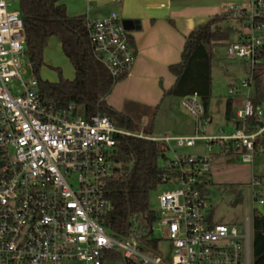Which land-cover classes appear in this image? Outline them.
<instances>
[{
	"label": "built area",
	"instance_id": "obj_1",
	"mask_svg": "<svg viewBox=\"0 0 264 264\" xmlns=\"http://www.w3.org/2000/svg\"><path fill=\"white\" fill-rule=\"evenodd\" d=\"M12 1L0 0V264H104L114 250L136 264H253V220L246 218L244 229L214 222L201 178L211 172L213 143L220 150L238 148L242 161L253 163L264 136V107L256 108L248 91L237 111L241 126L219 137L199 134L210 119L197 93L182 98L196 123L191 136L144 135L118 127L101 113L85 117L74 104L59 107L40 93L26 55L21 11ZM246 12L250 31L229 42L227 52L249 62L251 77L244 86H250L264 52V32L259 35L262 27L255 24L264 14V0H252ZM87 33L95 56L114 78L129 72L137 52L115 11L87 19ZM119 135L165 143L160 165L168 172L160 184L169 188L158 195L152 233L159 242L170 241V262L159 248L113 236L106 224L113 205L104 181L114 171L110 154ZM198 140L206 142L211 155L184 150ZM253 196L255 204H264L262 190L253 189Z\"/></svg>",
	"mask_w": 264,
	"mask_h": 264
},
{
	"label": "trees",
	"instance_id": "obj_2",
	"mask_svg": "<svg viewBox=\"0 0 264 264\" xmlns=\"http://www.w3.org/2000/svg\"><path fill=\"white\" fill-rule=\"evenodd\" d=\"M63 0H19L26 35V55L38 79L40 93L46 100L59 107L74 104L85 117L97 113L108 116L120 128L135 132V124L125 113L107 103L106 98L116 83L128 72L114 78L108 68L95 56L87 33V17L84 14L70 16ZM235 17L248 26L246 9L236 13L229 9L215 14L205 23L195 27L186 37L181 61L170 66L176 76L175 83L163 89L164 96L185 97L197 93L208 116L212 95V61L214 48L229 41L222 22ZM255 24L264 32V14L255 18ZM60 39L62 50L75 70L73 79L60 71L58 81L43 80L40 70L44 64V51L51 37ZM242 36V35H241ZM133 42L131 41V44ZM253 101L264 107V52L261 62L252 72ZM228 112L231 100L227 102ZM241 126V122H237ZM166 149L165 143L133 135L116 137L110 160L115 164L113 174L104 181L105 193L113 210L105 221L113 236L124 239L134 237L142 247L159 248L152 227L158 212L150 207V193L168 171L160 165ZM238 148L221 149L232 153ZM121 258L125 264H136L119 251L104 256ZM253 264H264V215H253Z\"/></svg>",
	"mask_w": 264,
	"mask_h": 264
},
{
	"label": "crops",
	"instance_id": "obj_3",
	"mask_svg": "<svg viewBox=\"0 0 264 264\" xmlns=\"http://www.w3.org/2000/svg\"><path fill=\"white\" fill-rule=\"evenodd\" d=\"M251 1L63 0L62 2L66 5L70 16L84 14L87 19H98L115 11L121 22L125 19L138 21L139 29L129 31L132 46L137 52L135 62L127 76L115 84L106 101L116 110L128 115L135 127L140 123L147 124L152 132L156 122L163 117L167 120L166 132L160 135L150 134L161 137L191 136L194 126L196 130V123L194 124L189 116L182 113L184 108L182 98L164 96L163 93V89H168L175 83L176 76L171 72L170 66L181 61L186 37L195 27L205 23L215 14L228 11L233 5L248 10ZM243 34L245 33L240 36ZM231 41L233 40L229 36L226 44ZM60 45L62 47L61 41ZM209 119L211 122L210 116ZM260 141L261 145L257 153H261L262 156L256 159L254 167L259 172H264V136ZM210 176L213 181V166ZM255 205H253L254 213L264 215V204Z\"/></svg>",
	"mask_w": 264,
	"mask_h": 264
},
{
	"label": "rangeland",
	"instance_id": "obj_4",
	"mask_svg": "<svg viewBox=\"0 0 264 264\" xmlns=\"http://www.w3.org/2000/svg\"><path fill=\"white\" fill-rule=\"evenodd\" d=\"M19 0L12 1V8H19ZM222 28L226 31L230 39L237 40L242 33L250 31L241 20L235 17H229L222 22ZM263 35V31H258ZM237 38V39H236ZM232 42V41H231ZM214 59L212 61V95L209 100L208 115L211 122L206 128L200 126V135L221 136L229 135L235 131L236 123L240 121L237 111L244 107L248 91L250 96L254 94V85L244 86L245 79L251 77V66L249 62L241 59L231 58L227 52V44H218L214 48ZM31 71V70H29ZM66 78L73 79L75 70L68 57L64 54L58 37L53 36L49 39L44 51V64L40 70V77L43 80L58 81L59 73ZM234 89V93L230 90ZM231 100V109L228 112L227 102ZM183 108V107H182ZM181 108V109H182ZM182 113L189 116L195 124V119L183 108ZM140 123V122H139ZM167 120L160 117L156 122L153 132L147 124H137L135 133L144 135H160L165 133ZM162 129V130H157ZM172 133V132H171ZM195 126L193 135H195ZM213 153L208 150L204 140L196 141V144L190 148H184L185 151L194 154H209L213 166V181L210 173L201 178L205 182L207 197L209 198L213 221L216 223L236 224L244 229L246 218L252 222L254 209L255 191L262 190L264 197V172H259L254 167V162L261 153L255 155L253 163H245L239 152L226 153L221 152L218 143L211 145ZM259 159V158H258ZM215 171V172H214ZM256 178V179H254ZM217 180V181H216ZM260 180V185L253 187L252 182ZM169 188V185L160 184L150 193V207L156 211L159 210L158 195ZM161 236L160 231H156ZM159 251L167 260L171 261L173 247L168 240H161ZM62 264H83L80 261H65ZM104 264H125L121 258H107Z\"/></svg>",
	"mask_w": 264,
	"mask_h": 264
},
{
	"label": "water",
	"instance_id": "obj_5",
	"mask_svg": "<svg viewBox=\"0 0 264 264\" xmlns=\"http://www.w3.org/2000/svg\"><path fill=\"white\" fill-rule=\"evenodd\" d=\"M124 28L128 31L133 29H139L140 25L137 20L125 19L122 22Z\"/></svg>",
	"mask_w": 264,
	"mask_h": 264
}]
</instances>
